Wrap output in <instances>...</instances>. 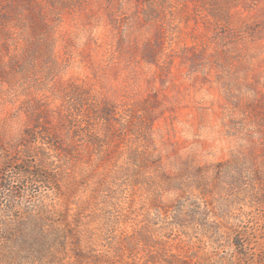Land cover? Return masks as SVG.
Masks as SVG:
<instances>
[{"label": "rangeland", "instance_id": "obj_1", "mask_svg": "<svg viewBox=\"0 0 264 264\" xmlns=\"http://www.w3.org/2000/svg\"><path fill=\"white\" fill-rule=\"evenodd\" d=\"M263 146L264 0H0V223L47 235L43 254L0 243V264H125L117 238L155 214L115 164L136 151L166 171L258 167ZM242 213L256 250L264 199Z\"/></svg>", "mask_w": 264, "mask_h": 264}, {"label": "trees", "instance_id": "obj_2", "mask_svg": "<svg viewBox=\"0 0 264 264\" xmlns=\"http://www.w3.org/2000/svg\"><path fill=\"white\" fill-rule=\"evenodd\" d=\"M76 122L80 126V122ZM93 139L96 137L93 136ZM261 150L263 164L258 167L252 161L248 163L246 159L231 155L229 159L214 165L197 166L190 159L179 171H166L165 166H160L159 159L151 162L150 153L141 155L136 151L130 159L123 161L122 166L115 164L112 177L115 176V180L129 179L131 187H135V183L142 184L147 191V202H143L142 211L148 217L151 211L155 214L151 224L147 219L138 228L129 226L117 238L127 255L124 263L264 264V245L255 250L256 247L251 246V228L240 221L244 206L260 204L264 199V146ZM151 163L154 169L152 177H144L143 171ZM248 165L251 168L255 166V169L248 173L245 183L243 173L250 169ZM28 169L30 166L27 165ZM27 177L38 183L51 180V175L44 171L31 170L27 172ZM98 184L97 192L91 195L95 202L103 182L100 180ZM164 196L167 198L163 199ZM11 201L14 205L6 209L18 205L15 199ZM45 235L42 228L33 234L26 232L23 224L0 223V243H6L9 246L7 249L11 248L10 253L15 256L27 251L43 254L39 249L46 242L34 244L42 243L47 237ZM58 241L63 245V238L60 237ZM140 243L147 250V256L142 258L134 255L135 247ZM73 244L77 250L81 246L76 235ZM185 246L196 247L194 252L198 255H189L192 250H186ZM79 257L83 258L84 255ZM96 262L110 264V261Z\"/></svg>", "mask_w": 264, "mask_h": 264}]
</instances>
